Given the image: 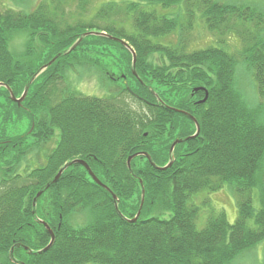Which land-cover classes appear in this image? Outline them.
<instances>
[{
	"label": "trees",
	"instance_id": "obj_1",
	"mask_svg": "<svg viewBox=\"0 0 264 264\" xmlns=\"http://www.w3.org/2000/svg\"><path fill=\"white\" fill-rule=\"evenodd\" d=\"M179 1L77 0L79 12L91 6L93 11L68 22V0H38L29 11L0 0V82L16 97L61 53L29 84L20 103L0 86V264H230L264 239V123L235 80L243 62L264 98V38L246 26L253 21L260 30L264 14L255 6L219 0H184L181 22L180 16L157 11ZM195 11L217 32L220 45L187 49ZM176 28L175 43L157 41ZM19 31L25 40L14 53L9 40ZM85 31L106 35H86L64 53ZM233 32L242 45L228 51L221 44ZM109 35L134 49V66L132 52ZM107 45L122 51L114 57L116 72L100 51ZM155 53L158 57L150 58ZM77 67L97 68L121 85L105 96L86 95L65 80ZM199 86L207 96L194 90ZM165 104L192 114L198 133L175 145L166 169L155 168L143 155L132 158L129 169L126 159L136 151H146L156 165L166 164L171 142L196 130L191 118ZM55 133L45 162L27 164L29 154L39 153ZM74 158L84 160L116 194L121 215L109 191L80 163L69 164L32 205L35 193ZM224 184L238 194L235 220L230 223L219 211L197 228L199 206L191 196ZM141 186L143 206L130 221ZM252 188L258 191L257 209ZM73 213L89 220L74 225ZM38 219L54 233L53 243L40 252L50 234Z\"/></svg>",
	"mask_w": 264,
	"mask_h": 264
},
{
	"label": "rangeland",
	"instance_id": "obj_2",
	"mask_svg": "<svg viewBox=\"0 0 264 264\" xmlns=\"http://www.w3.org/2000/svg\"><path fill=\"white\" fill-rule=\"evenodd\" d=\"M223 2H236V3H244L250 6H255L259 10H261L264 14V0H219ZM38 2V0H10L12 6L25 11H29L32 7ZM77 0H68L65 9L70 12L67 16L68 22L76 21L79 16L90 15L93 11V7H88L86 13L79 12L76 7ZM184 10L185 3L184 0H180L177 4L169 7V8H161L158 7L159 13H167L173 14L176 16H180V22L184 21ZM200 15L198 11H195L194 22L192 21V29L190 31V37L187 49H199L204 48L208 45H220L217 43L218 34L216 31L209 30L206 25L201 21ZM246 26L251 30L252 33H259L258 35L264 38V16H263V24L259 27L260 30H257L255 27V22L248 21L246 22ZM259 31V32H258ZM177 28L169 34L164 35L163 37L157 38V41L163 44L175 43L177 41ZM234 33V34H233ZM229 33L226 35V39L224 44H221L226 50H238L242 43L240 38L236 35L235 32ZM236 36V38L234 37ZM25 40L24 32H15L11 39L9 40V48L12 52L17 53L23 48V43ZM100 51L106 54L105 63L107 68L111 72H116L118 69V60L115 61L114 57L119 56L122 51L117 50L116 48L107 45L105 48L103 46L99 47ZM101 52V53H102ZM159 54H152L150 58H157ZM239 67V71L236 72L235 80L236 86L239 91L243 94L247 103L250 107L256 110L257 118L259 121L264 123V98H261L257 92V88L255 85V81L253 80L251 74L245 69V64L241 62ZM238 68V67H237ZM109 71V73H111ZM65 79L71 87L74 89L81 91L86 95H96V96H105L111 93L114 89L119 88L118 85H121L118 81L117 83L111 82L107 79L100 70L96 69H85V68H76L75 70L67 71ZM200 87V86H199ZM129 105L138 109L139 105L125 96L124 99ZM28 142H32L33 140L28 137ZM52 149V147L48 148V151ZM41 150L39 153L32 152L29 154V157L26 160V163H36L35 166H39L42 162H45L44 159V146L39 149ZM47 151V153H48ZM264 160V156H263ZM22 170V169H20ZM249 195L252 199V205L255 209L260 207V201L258 197V191L256 188H252L249 191ZM237 198L238 194L234 191L228 184H224L222 188L217 191H202L195 193L191 196L190 202H193L199 206V212L197 219L195 221L196 227L201 228L204 226L206 219L213 214H216L219 211H223L226 215L227 220L231 223L235 220L237 216ZM89 220L87 214L78 213L71 214L70 223L72 224H84ZM251 221V219H250ZM92 264V263H85ZM230 264H264V239L260 240L253 246L243 250Z\"/></svg>",
	"mask_w": 264,
	"mask_h": 264
},
{
	"label": "water",
	"instance_id": "obj_3",
	"mask_svg": "<svg viewBox=\"0 0 264 264\" xmlns=\"http://www.w3.org/2000/svg\"><path fill=\"white\" fill-rule=\"evenodd\" d=\"M90 34H94V35H104V36L106 35V33H104V32H97V31H87V32H83V33H82V34H81V35H80V36L74 41V43H73V44H72V45H71L66 51H64V53H65V52H68V51H70V50H72V49L78 44V42H79L84 36H86V35H90ZM107 36H108V35H107ZM109 37H110L111 39H113V40H116V41L120 42L122 45H124L128 50H130V51L132 52V56H133V57H132V66H134V64H135V52H134V50L130 47V45H128V44L126 43V41L121 40V39H119V38H116V37H113V36H110V35H109ZM60 54H61V53L55 55V56H54V57H53V58H52L47 64L43 65V66H42V67H41V68H40V69H39V70H38V71L32 76V78H31V79L28 81V83L24 86V89H23V91H22V93H21V95H20L19 97H16V96L12 93L10 87H9L7 84L0 82V86H5V87L8 89V91H9L10 98H11L13 101H15V102L20 103V102L23 100V98H24V96L26 95V93H27V90H28L29 84L35 79V77H36V76H37V75H38L43 69H45L50 63H52V62L56 59V57L59 56ZM133 72H134V71H133ZM198 89H202V90H204V91H205V96H207V92H206V89H205V88H203V87H198V88H195L194 90H198ZM204 99H205V97H204L201 101H203ZM165 106H166L168 109H171V110L176 111V112H181V113L185 114L186 116H188L189 118H191V119L193 120V122L195 123L196 130L194 131V133L190 134L189 136H186L185 138H176V139H174V140L171 142V144H170V146H169V157H170V159L167 161L166 164H164V165H162V166L156 165V164L151 160L150 155H149L146 151H136V152H134L133 154L129 155V156L127 157V159H126V165H127V167H128L129 169H130V162H131L132 158H134V157L137 156V155H143V156H145V157L149 160V162L152 164V166H154V167L157 168V169H161V170L166 169V168L169 167V166L171 165V163H172L173 149H174L175 145H176L177 143L182 142L183 140H186V139H189V138L194 137V136L198 133V131H199V126H198V123H197L195 117H194L192 114H190L188 111H185V110H183V109L177 108V107H175V106H171V105H168V104H165ZM71 163H80V164H82V165L86 168V170H87V172L89 173V175L91 176V178H92V179H93L98 185L104 187L105 189H107V190L109 191V193L111 194V196H112V198H113V200H114V207H115V209L117 210V212L121 215V212L119 211L118 206H117V200H118V199H117L116 194L113 193V192L109 189V187H108L107 185H105L104 183H102V182L100 181V179H98V177L93 173V171L91 170V168L88 166V164H87L84 160L79 159V158H74V159L70 160L69 162L64 163V164L58 169V171L56 172V174L51 178V180H49L47 183H45V185L43 186V188L39 189V190L35 193V195H34V197H33V199H32V205L35 206L36 201H37L38 197L41 195V193H42L45 189H47L52 183L56 182L57 179L59 178L60 174L62 173V171H63V170L69 165V164H71ZM140 183H141V180H140ZM143 202H144V188H143V186H141V199H140L139 207H138L137 212H136V214L134 215V217H133V218H130V219L127 218L128 220H130V221H134V220L137 219V217H138L139 214H140L141 208H142V206H143ZM33 212H34V210H33ZM38 221L44 225V227L48 230V232H49V234H50V241H49V243H48L45 247H43L41 250H38V251L40 252V251H45V250H47V249L50 247V245L53 243V241H54V233H53V230L51 229V227L47 224V222H45L44 220H41V219H38ZM23 248H24L25 250L28 249L27 246H23ZM12 251H13V247H12L11 250H10V257H11V258H12ZM29 252L31 253L32 251L29 250ZM12 260H13V259H12ZM13 261H14V260H13ZM15 262H17V261H15ZM17 263H19V264H24V263H20V262H17Z\"/></svg>",
	"mask_w": 264,
	"mask_h": 264
},
{
	"label": "flooded vegetation",
	"instance_id": "obj_4",
	"mask_svg": "<svg viewBox=\"0 0 264 264\" xmlns=\"http://www.w3.org/2000/svg\"><path fill=\"white\" fill-rule=\"evenodd\" d=\"M56 134L57 133H55V135L53 136V138H52L53 140L49 141L46 145H44V148H45V152L44 153H46L48 151L49 147H52L54 145V142H55V139H56ZM44 156H45V154H44Z\"/></svg>",
	"mask_w": 264,
	"mask_h": 264
}]
</instances>
